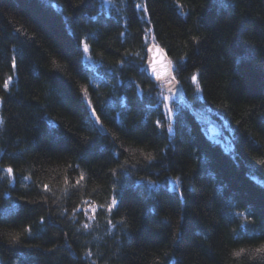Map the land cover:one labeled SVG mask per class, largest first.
<instances>
[{
	"label": "trees",
	"instance_id": "1",
	"mask_svg": "<svg viewBox=\"0 0 264 264\" xmlns=\"http://www.w3.org/2000/svg\"><path fill=\"white\" fill-rule=\"evenodd\" d=\"M109 2L0 0V264H264V0Z\"/></svg>",
	"mask_w": 264,
	"mask_h": 264
},
{
	"label": "rangeland",
	"instance_id": "2",
	"mask_svg": "<svg viewBox=\"0 0 264 264\" xmlns=\"http://www.w3.org/2000/svg\"><path fill=\"white\" fill-rule=\"evenodd\" d=\"M109 0H104V6L108 7L109 6ZM146 36H150V32L148 30L145 31ZM85 62L89 65V61L87 60V57H85ZM171 66L172 61H170ZM151 79V78H150ZM152 80V79H151ZM154 81V80H153ZM3 88H8V83L3 87ZM177 97L178 95L175 94H164L161 93L160 94V98H161V102L162 104H164L165 107H169L171 101H173V98ZM218 122H214L213 117L207 115L206 118L203 120L202 122V126L204 127V131L206 133V135L211 138L213 141L219 143L221 145V147H223L224 150H231V130L229 129V127L227 126L226 122L224 121H219ZM98 130H100L101 132H103L101 129L98 128ZM169 183H172L169 182ZM112 207V205L108 206L107 208ZM100 207L98 205H96L93 202L90 201H84L83 204L76 210V212H80L83 217L85 218V220L87 221L86 224H92L94 222V216L96 211L99 209ZM90 264H93L92 262H90Z\"/></svg>",
	"mask_w": 264,
	"mask_h": 264
},
{
	"label": "water",
	"instance_id": "3",
	"mask_svg": "<svg viewBox=\"0 0 264 264\" xmlns=\"http://www.w3.org/2000/svg\"><path fill=\"white\" fill-rule=\"evenodd\" d=\"M145 69L149 77L154 80L157 85L170 94L180 95V87L175 83L172 76V67L166 53L159 45H152L148 49ZM93 119L99 129L104 131V128L98 118L93 116Z\"/></svg>",
	"mask_w": 264,
	"mask_h": 264
},
{
	"label": "snow or ice",
	"instance_id": "4",
	"mask_svg": "<svg viewBox=\"0 0 264 264\" xmlns=\"http://www.w3.org/2000/svg\"><path fill=\"white\" fill-rule=\"evenodd\" d=\"M137 7H141V6L138 5ZM85 50H87V45H85ZM192 79L195 80L196 77L194 76ZM149 159H152V157L149 156ZM7 171H8L9 173H11V172H12V169H11V168H8ZM43 187H44V189H46V190L48 189V185H47V184H45ZM116 204H117V200H116L115 198H113V200H112V206H115ZM236 255H239V253H236Z\"/></svg>",
	"mask_w": 264,
	"mask_h": 264
},
{
	"label": "bare ground",
	"instance_id": "5",
	"mask_svg": "<svg viewBox=\"0 0 264 264\" xmlns=\"http://www.w3.org/2000/svg\"><path fill=\"white\" fill-rule=\"evenodd\" d=\"M152 45H157V44H151L150 46H149V48L152 46ZM148 48V49H149ZM147 55H148V52H147ZM146 60H147V57H146ZM145 63H146V61H145ZM174 81H175V83L180 87V92L182 91V87H181V83H180V81L179 80H177V78H174ZM102 124V123H101ZM82 205V204H81Z\"/></svg>",
	"mask_w": 264,
	"mask_h": 264
}]
</instances>
